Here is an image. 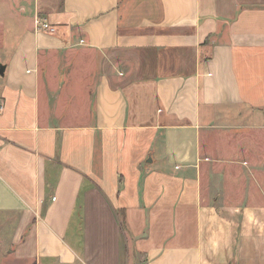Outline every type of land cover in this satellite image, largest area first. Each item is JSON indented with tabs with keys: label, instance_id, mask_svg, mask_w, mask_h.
Returning <instances> with one entry per match:
<instances>
[{
	"label": "crops",
	"instance_id": "crops-1",
	"mask_svg": "<svg viewBox=\"0 0 264 264\" xmlns=\"http://www.w3.org/2000/svg\"><path fill=\"white\" fill-rule=\"evenodd\" d=\"M0 26V264H264V0H0Z\"/></svg>",
	"mask_w": 264,
	"mask_h": 264
},
{
	"label": "built area",
	"instance_id": "built-area-1",
	"mask_svg": "<svg viewBox=\"0 0 264 264\" xmlns=\"http://www.w3.org/2000/svg\"><path fill=\"white\" fill-rule=\"evenodd\" d=\"M35 24L38 30L44 31L49 34L56 33V28L45 20L37 19L35 21Z\"/></svg>",
	"mask_w": 264,
	"mask_h": 264
},
{
	"label": "rangeland",
	"instance_id": "rangeland-1",
	"mask_svg": "<svg viewBox=\"0 0 264 264\" xmlns=\"http://www.w3.org/2000/svg\"><path fill=\"white\" fill-rule=\"evenodd\" d=\"M8 36L9 35L7 34V31L3 30V28L0 26V45H3L4 46V43H7L8 42V40H9V37ZM1 254L2 253L0 251V255ZM129 259H130V262L127 263V264H143L142 262L136 263V261H132L131 258H129ZM133 260H135V257L133 258Z\"/></svg>",
	"mask_w": 264,
	"mask_h": 264
},
{
	"label": "water",
	"instance_id": "water-1",
	"mask_svg": "<svg viewBox=\"0 0 264 264\" xmlns=\"http://www.w3.org/2000/svg\"><path fill=\"white\" fill-rule=\"evenodd\" d=\"M4 74V65H0V75Z\"/></svg>",
	"mask_w": 264,
	"mask_h": 264
}]
</instances>
